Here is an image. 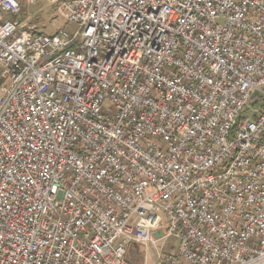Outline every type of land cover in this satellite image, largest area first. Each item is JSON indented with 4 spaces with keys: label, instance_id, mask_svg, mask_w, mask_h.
Wrapping results in <instances>:
<instances>
[{
    "label": "built area",
    "instance_id": "2783aa9c",
    "mask_svg": "<svg viewBox=\"0 0 264 264\" xmlns=\"http://www.w3.org/2000/svg\"><path fill=\"white\" fill-rule=\"evenodd\" d=\"M38 1L0 0V264H264V0Z\"/></svg>",
    "mask_w": 264,
    "mask_h": 264
},
{
    "label": "rangeland",
    "instance_id": "374dc122",
    "mask_svg": "<svg viewBox=\"0 0 264 264\" xmlns=\"http://www.w3.org/2000/svg\"><path fill=\"white\" fill-rule=\"evenodd\" d=\"M15 20L26 27L45 35H52L60 30L74 33L77 29L73 23H68L56 14L55 0H42L36 3L23 2ZM110 104L105 102L104 109ZM156 248L163 255L173 256L178 250V241L173 238H161L156 242ZM126 264H155V251L143 245L132 244L126 257Z\"/></svg>",
    "mask_w": 264,
    "mask_h": 264
},
{
    "label": "bare ground",
    "instance_id": "6f19581e",
    "mask_svg": "<svg viewBox=\"0 0 264 264\" xmlns=\"http://www.w3.org/2000/svg\"><path fill=\"white\" fill-rule=\"evenodd\" d=\"M96 50H99V57H111L115 54L114 43L110 40H102L101 43H96Z\"/></svg>",
    "mask_w": 264,
    "mask_h": 264
},
{
    "label": "water",
    "instance_id": "95a60500",
    "mask_svg": "<svg viewBox=\"0 0 264 264\" xmlns=\"http://www.w3.org/2000/svg\"><path fill=\"white\" fill-rule=\"evenodd\" d=\"M253 96H254V95H253ZM253 96H252V97H253Z\"/></svg>",
    "mask_w": 264,
    "mask_h": 264
}]
</instances>
